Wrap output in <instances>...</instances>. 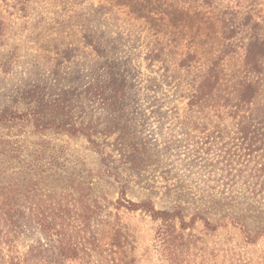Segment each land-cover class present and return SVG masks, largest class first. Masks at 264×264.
Segmentation results:
<instances>
[{
	"label": "rangeland",
	"instance_id": "obj_1",
	"mask_svg": "<svg viewBox=\"0 0 264 264\" xmlns=\"http://www.w3.org/2000/svg\"><path fill=\"white\" fill-rule=\"evenodd\" d=\"M183 1L0 0V113L37 110L42 123H60L68 115L75 125H88L95 142L113 154L116 163L111 166L118 167V179L125 183V199H151L156 209L166 206L169 189L174 188L176 192L171 193H176L175 197L190 203L193 197H200L205 183L256 181L258 178L252 179L254 172L236 161L234 168L226 171L228 164L218 157L216 146L204 152L211 136L217 135L210 124L214 113L244 77L242 55L228 56L222 62L226 77L221 91L189 109L188 97L199 75L223 51L214 12L194 9ZM238 3L261 11L264 17V0H221L218 5L236 7ZM187 55L193 57L192 62L183 61ZM111 70L124 85V110L119 121L97 100L90 102L87 95L95 85H108ZM261 89L258 109H264V87ZM108 132L111 134L104 136ZM233 137L230 134L224 140L232 142ZM41 143L47 149L43 168L51 162L52 173L66 184L73 179L84 181L92 189L90 199L103 206L95 227L101 243L108 244L119 228L127 236V251L134 264H169L155 240L159 222L140 211L116 209L121 185L102 174L101 157L90 150L84 136L51 130L38 135L28 124H0V186L13 180L18 166L32 163L27 155L36 153ZM133 145L149 152L148 167L142 173L121 163L119 151ZM11 146L23 151V163L5 160V150ZM257 161L264 163L259 157ZM240 189L239 185L235 188ZM230 190L221 187L225 195ZM4 192L0 190V194ZM193 233L204 238L205 246L202 256L190 257L188 264H221L222 259L214 258L211 251L229 235H204L199 225ZM37 241L49 246L30 228L10 252L0 247V264H9L10 256L28 257ZM239 252L264 262V240L255 247L242 249L239 245ZM26 264L35 261L29 256Z\"/></svg>",
	"mask_w": 264,
	"mask_h": 264
},
{
	"label": "trees",
	"instance_id": "obj_2",
	"mask_svg": "<svg viewBox=\"0 0 264 264\" xmlns=\"http://www.w3.org/2000/svg\"><path fill=\"white\" fill-rule=\"evenodd\" d=\"M220 1H183L194 9L214 12L213 20L222 40L220 51H223L199 75L188 97V107H198L215 97L221 91L226 77L221 68L222 62L228 56L242 55L244 77L226 94L218 111L214 113L215 120L210 124L217 135L210 133L215 136H211L212 140L208 141L210 146L204 152L208 153L210 147L216 146L218 157L228 164L225 166L226 171L234 168L232 165L236 161L240 166L252 170V179L258 178L256 181L233 184L216 182L213 185L205 183L200 197H193L190 203L183 201L180 196L175 197L176 193L171 192L176 190L171 188L167 191L169 200L166 206L156 209L151 199L139 202L125 199V183L118 179V167L111 166L116 160L111 151L95 142L94 132L88 125L81 123L77 126L68 115L60 123L55 120L42 123L41 114L37 110L0 113L1 125L28 124L38 135L51 130L70 136H84L90 150L101 157L105 167L102 174L121 185L116 209L140 211L159 222L155 240L166 253L169 264H188L190 257L202 256L205 240L193 233L197 225L204 235H229L211 251L214 258L222 259L221 264H264L245 258L239 252V245L242 249L255 247L264 240V194L259 195L264 190V179L259 178L264 177V163L254 162L258 157L264 160V109H258L259 105H256L261 88L264 87V17L260 15L261 11L241 7L242 3L236 7H221L218 5ZM237 51H242V54ZM192 58L187 55L183 61L192 62ZM90 89H94L87 91L92 99L90 102L97 100L109 115L119 121V115L124 110V85L117 73L111 70L108 85L104 88L98 84ZM226 121H229V125L224 126ZM227 129L230 132L227 133ZM110 134L108 132L104 136ZM230 134L234 135L232 142L225 141L224 137ZM37 146L39 149L36 153L27 155L32 157V163L30 161L24 168L13 167V170L17 168L12 173L15 176L13 180L9 183L5 180V186H0V190L5 191L0 194V247L5 246L6 251L10 252L16 246L15 241L33 228L49 244L44 247L37 241L29 249V256L35 264H134L127 251V236L119 228L114 231L108 244L100 242L95 227L100 223L104 209L97 200L90 199L92 189L88 184L76 179H69L67 184L64 179L60 181L51 171V162H48L49 166L44 167V170L46 145L41 143ZM231 149H234V153H231ZM119 153L121 163L126 168L135 173L146 171L149 152L145 148L133 145ZM22 154L20 147L11 146L5 150V160L17 159L18 163H23ZM248 163H253V166L249 168ZM75 180L76 185L73 183ZM237 185L241 188L239 192L235 190ZM221 187L227 192L232 188L231 193L225 195ZM233 242L235 245H232ZM29 256H24L23 260L10 256L8 263L26 264Z\"/></svg>",
	"mask_w": 264,
	"mask_h": 264
}]
</instances>
